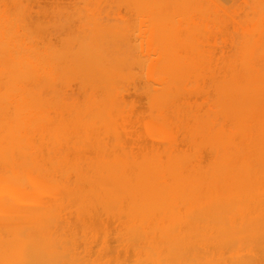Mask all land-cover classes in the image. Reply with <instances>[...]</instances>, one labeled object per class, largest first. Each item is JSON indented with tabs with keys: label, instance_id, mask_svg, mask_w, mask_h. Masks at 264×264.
Returning <instances> with one entry per match:
<instances>
[{
	"label": "bare ground",
	"instance_id": "1",
	"mask_svg": "<svg viewBox=\"0 0 264 264\" xmlns=\"http://www.w3.org/2000/svg\"><path fill=\"white\" fill-rule=\"evenodd\" d=\"M0 264H264V0H0Z\"/></svg>",
	"mask_w": 264,
	"mask_h": 264
}]
</instances>
